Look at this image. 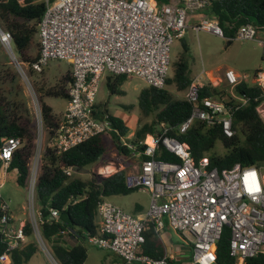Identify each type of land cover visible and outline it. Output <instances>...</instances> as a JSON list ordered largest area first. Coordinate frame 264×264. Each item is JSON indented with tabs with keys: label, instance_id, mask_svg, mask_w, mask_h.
<instances>
[{
	"label": "built area",
	"instance_id": "obj_1",
	"mask_svg": "<svg viewBox=\"0 0 264 264\" xmlns=\"http://www.w3.org/2000/svg\"><path fill=\"white\" fill-rule=\"evenodd\" d=\"M45 12L38 24V58L30 65L41 73L50 61H63L70 66L71 84L68 100L52 138L51 147L57 154L66 152L99 135L119 136L108 114L96 109V95L102 75L136 77L147 87H165L170 68V46L186 35V19L209 5V0H171L157 7L154 0H43ZM228 42L257 41L264 59V30L247 24L231 39L223 35L216 19L202 18L194 27ZM263 35V38H259ZM0 45L18 68L23 65L12 48L10 34L0 27ZM254 85L264 98V71L255 75ZM222 81L231 91L240 83L232 70H225ZM204 83V82H203ZM200 77L192 79L185 99L192 105L189 118L178 129L184 134L196 121L207 127L219 125L223 135L231 138L232 115L248 102L245 96L215 99L200 98L203 87ZM228 89V90H229ZM264 100L256 111L264 120ZM97 116V117H96ZM262 120V121H263ZM38 124L42 134L39 110ZM161 127H164L163 125ZM167 129L146 140L133 143V137L119 136V144L131 151L128 160H137L139 169L126 174L128 189L147 192L149 206L143 217H134L106 199L98 203L101 237L88 243L116 255L121 264H172L166 253L159 259L142 254L144 232L148 224L161 239L167 226L184 238L191 249L188 264H216L214 250L224 230L229 232V255L235 264L264 255V175L255 167L218 171L208 169L207 159L195 164L187 146L166 135ZM22 145L20 139H4L0 148V190L8 172L13 152ZM38 146V144H37ZM142 147L141 151H137ZM162 148L174 155L177 162L156 160ZM37 148L29 159V176L25 191L28 214L35 245L49 264H58L47 243L42 239V215L35 203V187L40 171L41 152ZM120 167L112 163L99 166L97 175L106 178ZM67 176L73 172L64 171ZM58 219V212L49 209L46 221ZM25 223L15 226L10 206L0 191V264H14L11 252L27 242Z\"/></svg>",
	"mask_w": 264,
	"mask_h": 264
},
{
	"label": "trees",
	"instance_id": "obj_2",
	"mask_svg": "<svg viewBox=\"0 0 264 264\" xmlns=\"http://www.w3.org/2000/svg\"><path fill=\"white\" fill-rule=\"evenodd\" d=\"M170 1L154 0L157 7L169 4ZM209 2L210 5L200 13L203 18L216 19L225 38H233L237 29L247 24L261 31L264 30V0H209ZM44 12V1L0 0V27L10 34L14 54L29 68L38 58V54L32 57L29 52L34 46L36 34L38 37V24ZM180 40L181 52L172 63V76L166 79L165 86H173L175 92H186L192 81L190 54L187 42L183 38ZM126 80L127 77L123 75H105L106 85L112 93H116L115 87ZM7 83L15 85L16 75L10 74L8 68L0 66V148L4 139L21 140L22 145L12 154L8 173L14 175V182L18 187L25 189L29 176V159L34 149L32 122L29 109L25 100L20 98V93L12 95L11 91L2 88ZM70 84L71 71L53 88L47 90L35 88L42 124L49 135V143L41 155V167L35 187V203L43 220L40 224L41 237L47 243L56 262L83 264L87 258L84 243H88L92 237L102 236L97 222L98 203L110 197L127 196L138 190L126 187L124 170L106 178L96 174L91 175L87 180L75 177V174L84 167L97 163L107 154V146L104 143L106 135L95 136L61 154H57L51 147L61 114H54L53 109L44 102V99H62L66 102ZM228 89L227 85L212 87L209 82H205L199 95L200 98L223 99L225 96L230 98ZM233 92L236 96H245L248 102L233 113L234 134L231 138H226L219 125L207 127L199 121L194 122L184 134H180L177 128L189 118L192 105L186 99L174 100L172 94L165 88L142 89L137 97L138 110L141 118L150 116L151 121L140 124V119L138 120L133 143L146 140L167 129V136L187 146L195 164L201 159H207L208 169L215 168L218 171L231 169L235 165H240L242 168L252 166L259 170L264 169V122L256 111L264 98L259 97L260 93L255 85L244 82L235 86ZM96 109L99 110L97 105ZM103 112L108 114L106 110ZM108 116L114 128L119 131V136H126L128 129L123 122ZM162 125L164 127H161ZM119 136H109L113 140V149L119 158H127L131 151L119 144ZM217 143L221 144L222 152L214 150ZM141 150L142 147H138L137 151ZM154 158L165 162L178 161L174 155L162 148L156 152ZM67 169L73 172L70 176L64 173ZM49 209L58 212V219L46 221ZM130 215L138 217L137 214ZM24 232L26 236H30L29 223H25ZM144 239L143 255L154 260L164 256V242L154 235L151 224H148L144 232ZM187 245L190 249L189 244ZM4 250V245L0 244V253ZM37 251V246L33 242H27L11 252V260L14 264H28ZM214 256L216 264H235V260L229 255L228 230H224L216 243ZM189 262L190 258H187L186 264ZM172 264L184 263L176 261ZM243 264H264V255L246 259Z\"/></svg>",
	"mask_w": 264,
	"mask_h": 264
},
{
	"label": "rangeland",
	"instance_id": "obj_3",
	"mask_svg": "<svg viewBox=\"0 0 264 264\" xmlns=\"http://www.w3.org/2000/svg\"><path fill=\"white\" fill-rule=\"evenodd\" d=\"M43 1V0H38ZM203 18L202 13L190 14L186 19L187 27V41L183 37V40L187 42L190 54V77L191 79L200 77L202 82H209L212 87L225 85L222 81L221 75H218L224 70H233L241 77L247 75L248 78H253L255 75L264 71V59L261 48L257 41L247 40H232L229 44L228 41L214 36L207 31H196L195 26ZM195 22L194 27L192 23ZM190 24V25H189ZM259 38H263V35H259ZM182 41L176 39L170 46V68L168 72V78L172 76V63L178 58L181 52ZM30 56L34 57L38 54V37L36 34L35 43L29 52ZM17 57V56H16ZM63 61H50L46 64L40 74L34 73L28 65L23 64L20 68L16 67L9 59L5 50L0 45V66L8 68L10 74H15L17 83L15 85L4 84L2 88L6 91H11L13 94H19L27 105L30 112V118L32 122V134L34 137L33 144L34 149L31 157L35 151L40 149L41 155L49 143V135L42 127V134L40 131V125L38 124V114L40 105L36 94L37 89L47 90L55 87L61 83V80L70 70H65ZM212 71L217 75L212 78L206 77L204 72ZM221 78V80H219ZM147 86L145 83L136 77L127 78L125 82L115 87L116 93L111 92L105 81V75H102L99 82V89L96 95V105L99 109L105 108L108 115L123 122L127 127L128 133L126 136L129 138L134 137V133L138 128V120L140 124L149 123L151 117L141 118L137 105V97L140 91ZM169 93L172 94L174 100L185 99V92H175L173 86L164 87ZM231 92L234 95L233 90H228V94ZM235 96V95H234ZM225 96L224 98H226ZM17 98V97H16ZM44 102L53 108V113L58 115L62 114L65 107V100L62 99H44ZM53 105V106H52ZM264 111V110H263ZM264 113V112H263ZM263 120V119H262ZM264 122V120H263ZM113 140L110 137H104L105 146H107V154L93 165L84 167L80 172L75 174V177L81 180H87L91 175L96 174L99 166L112 163L116 166L120 165L127 170L134 165L127 158H119L116 151L113 149ZM38 144V146H37ZM216 152H222V146L217 143L214 147ZM41 167V164H40ZM135 170L137 169L136 166ZM134 170V172H136ZM132 171V170H131ZM264 175V169L260 170ZM74 176V175H73ZM2 197L9 202L12 213L14 215L15 226L20 221L29 220L28 214V196L25 189L18 187L14 182V175H8L4 185L1 188ZM133 198H137L143 207L146 209L149 204V198L147 193L136 191L132 195ZM37 209V205H36ZM161 240L164 242L165 251L173 257V260L181 261L186 264L187 258L191 257V249H189L186 242L180 236V234L170 228H166L163 231ZM26 242H33L32 237L27 238ZM35 244V243H34ZM87 250V258L83 264H108L110 252L102 249H98L91 244L84 243ZM38 249V248H37ZM109 252V253H108ZM109 254V255H108ZM28 264H49L45 256L41 251L31 258Z\"/></svg>",
	"mask_w": 264,
	"mask_h": 264
},
{
	"label": "crops",
	"instance_id": "obj_4",
	"mask_svg": "<svg viewBox=\"0 0 264 264\" xmlns=\"http://www.w3.org/2000/svg\"><path fill=\"white\" fill-rule=\"evenodd\" d=\"M194 24H195V22H193L192 23V27H194ZM190 25V24H189ZM186 33H187V31H186ZM185 36H187V34L185 35ZM65 66H64V69L65 70H70V66H69V64H67V63H65L64 64ZM228 70H230V69H228ZM225 71V70H224ZM233 71V70H232ZM205 73V75H206V77L208 76V77H210V78H212L214 75H217L216 73H214V72H212V71H208V72H204ZM223 74H224V72H220L218 75H221V78L223 77ZM239 77H240V82H244V83H246V84H248V85H254V82H255V78L253 77V78H248V76L247 75H244L243 77H241L238 73H236ZM197 77H199V76H197ZM196 77V78H197ZM221 78L219 79V80H221ZM210 82V81H209ZM201 83H203L202 81H201ZM65 104H66V102H65ZM48 105V104H47ZM50 106V105H49ZM53 106V105H52ZM51 107V106H50ZM52 108V107H51ZM65 108V107H64ZM53 109V108H52ZM64 110V109H63ZM102 110H105V108H103ZM63 112V111H62ZM134 165L132 166V168L130 169V168H128L127 170H125L124 168H122V166H120V165H118L119 167H120V169L121 170H124L125 171V173L126 174H129V173H131V172H134V170H135V167L134 166H136L137 167V169L136 170H138L139 169V167L137 166V160L136 159H134L133 161H131ZM132 170V171H131ZM135 170V171H136ZM8 175H13V174H11V173H6L5 175H4V179H3V182H2V186L4 185V183H5V180L7 179V177H8ZM0 179H2V174L0 173ZM14 179H15V177H14ZM141 192H143V191H141ZM144 193H147V192H144ZM134 193H131V194H129V195H127V196H115V197H110V198H107L106 200L107 201H109V202H111L112 204H114V205H116V206H118V207H120L121 209H123L125 212H127V213H129V214H137V216L138 217H143V215L145 214V212L147 211V209H148V206H149V204H148V206H147V208L145 209L144 207H143V205L140 203V201L137 199V198H133L132 197V195H133ZM147 195H148V198H149V194L147 193ZM4 199V198H3ZM5 200V199H4ZM6 201V200H5ZM9 203V202H8ZM9 206H10V204H9ZM10 213H11V215H12V217L14 218V215H13V213H12V210H11V207H10ZM97 222H98V224H100V219H99V217H98V220H97ZM20 223H26L25 221H20ZM167 228V226L165 227V229ZM165 229H164V232H165ZM109 253V252H108ZM109 255V254H108ZM177 260H173L172 262H176ZM108 264H121V260L116 256V255H114V254H112V253H110V255H109V260H108Z\"/></svg>",
	"mask_w": 264,
	"mask_h": 264
},
{
	"label": "water",
	"instance_id": "obj_5",
	"mask_svg": "<svg viewBox=\"0 0 264 264\" xmlns=\"http://www.w3.org/2000/svg\"><path fill=\"white\" fill-rule=\"evenodd\" d=\"M184 38L186 39V41H187V36H184Z\"/></svg>",
	"mask_w": 264,
	"mask_h": 264
}]
</instances>
